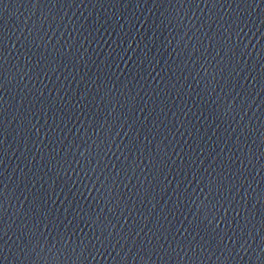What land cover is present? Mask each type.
Wrapping results in <instances>:
<instances>
[{
	"label": "water",
	"instance_id": "obj_1",
	"mask_svg": "<svg viewBox=\"0 0 264 264\" xmlns=\"http://www.w3.org/2000/svg\"><path fill=\"white\" fill-rule=\"evenodd\" d=\"M0 264H264V0H0Z\"/></svg>",
	"mask_w": 264,
	"mask_h": 264
}]
</instances>
